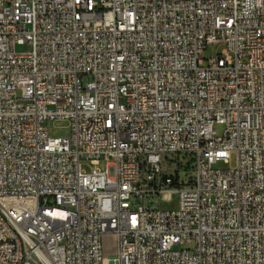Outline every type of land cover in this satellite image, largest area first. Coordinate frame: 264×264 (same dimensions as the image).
I'll list each match as a JSON object with an SVG mask.
<instances>
[{
    "label": "built area",
    "instance_id": "obj_1",
    "mask_svg": "<svg viewBox=\"0 0 264 264\" xmlns=\"http://www.w3.org/2000/svg\"><path fill=\"white\" fill-rule=\"evenodd\" d=\"M0 264H264V0H0Z\"/></svg>",
    "mask_w": 264,
    "mask_h": 264
},
{
    "label": "rangeland",
    "instance_id": "obj_2",
    "mask_svg": "<svg viewBox=\"0 0 264 264\" xmlns=\"http://www.w3.org/2000/svg\"><path fill=\"white\" fill-rule=\"evenodd\" d=\"M221 46L220 47H213L210 46L206 49L205 51V58L209 59V58H213L216 56V54H218L221 50ZM205 65L207 64V60H205ZM216 132L218 135L222 134L223 131V126L222 125H216L215 127ZM48 132L50 136L53 137H68L70 135V130L67 126V122L65 121H50L48 123ZM236 163V155L235 153L232 154L231 158H230V162L229 163H225L224 161H220L217 164H215L216 168H220V169H225L228 168L230 166H234ZM99 167L101 169H104L105 167V162H102ZM176 202H177V195L173 196L172 200L169 202H162L161 206L164 209H172L176 207ZM157 204H158V200H157ZM105 248H106V253L108 255H112L115 252V245H116V240L114 237L110 236V237H106L105 240Z\"/></svg>",
    "mask_w": 264,
    "mask_h": 264
}]
</instances>
